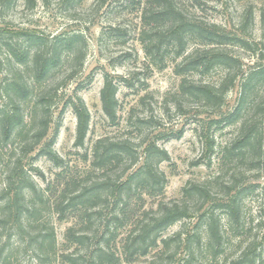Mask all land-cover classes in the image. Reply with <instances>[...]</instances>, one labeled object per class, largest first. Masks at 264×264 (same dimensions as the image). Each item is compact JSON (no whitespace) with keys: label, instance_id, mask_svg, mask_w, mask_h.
Here are the masks:
<instances>
[{"label":"trees","instance_id":"1","mask_svg":"<svg viewBox=\"0 0 264 264\" xmlns=\"http://www.w3.org/2000/svg\"><path fill=\"white\" fill-rule=\"evenodd\" d=\"M16 1L0 0V8H10ZM38 1L25 0V4L32 7ZM40 1L47 5L50 0ZM125 1L138 6L139 36L151 64L164 68L170 58L175 61V73L182 78L175 94L176 112L182 111L188 101L208 110L207 119L198 121L200 133L207 142L206 150L212 151L215 145V133L213 138L211 129L216 131L234 125L237 134L225 147L223 157L237 156L246 163V170L264 167V7L260 13L262 33L257 39L250 32L255 20L253 8H248L238 25L230 31L196 16L191 4L202 6L200 0ZM7 32L13 36L12 43H7L9 58L17 62L20 73L25 72V68L31 69L33 80L8 81L6 88L10 91H7L10 107L0 104V142L3 141L11 151L10 158L5 161L0 150V168L6 178L3 222L14 221L18 232L25 236L32 233L34 224L39 222L37 216L45 211L46 206L60 221L74 218V223L66 228L64 234V249L60 255L62 264H120L122 257L111 243L120 228L129 223L132 228L124 245L125 262L128 264H138V257L149 256L154 250H157V255H152L147 263L142 264H172L174 259L181 258V250L184 251V259H179L176 264H196L204 250L212 251L213 258L220 256L228 238L215 211L200 216L198 222L204 224L203 233L197 229L186 237H183V232H177L174 237L161 238L168 227L195 216L190 200L195 196L199 200H208L211 190L206 182H193L184 187L182 202L159 198L165 193L167 183L159 163L169 161L170 156L165 148L158 145L157 139L149 135L138 145L130 137H100L94 141L91 151L86 150L83 154L86 163L89 162L84 168L64 163L48 142L57 112L61 116L71 106L77 117L74 145L85 147L90 111L81 96L61 89L84 66L85 55H74L77 67L71 68L69 77L52 81L56 78L54 70L61 63L63 47H73L82 35L68 36L47 51L45 38L31 28L8 29ZM15 38L22 44L14 42ZM241 52H248L253 64L245 63L246 57ZM215 71L221 72L220 77L208 79L207 76ZM194 75L201 79H192ZM51 81L53 83L50 84ZM236 88L239 92L235 104L225 109L228 94ZM33 91H36L34 109L26 119L16 96L20 99L19 96L26 97ZM117 94V82L106 73L101 104L112 124H117L119 118ZM138 120L141 123L147 121L146 118ZM180 136L182 131L173 129L160 133L159 137ZM21 137L23 140H19ZM17 141L18 148L15 146ZM37 149L62 168L60 175L45 188L39 185L25 163L26 157ZM125 162L127 165L121 169ZM241 182L237 180L228 185V198L218 202L216 207L225 209L237 227L242 220V198L256 191L264 193L263 185ZM145 196L159 200L155 201L156 205L149 204L148 207L145 206ZM104 218L106 230L101 233L96 222ZM33 236L30 240L37 243L35 250L40 259L57 256L58 240L54 226ZM203 239L206 248L201 246ZM175 240L177 244L172 249ZM74 245L76 247L72 249ZM8 256L9 253L5 259ZM230 264H264V232Z\"/></svg>","mask_w":264,"mask_h":264},{"label":"rangeland","instance_id":"2","mask_svg":"<svg viewBox=\"0 0 264 264\" xmlns=\"http://www.w3.org/2000/svg\"><path fill=\"white\" fill-rule=\"evenodd\" d=\"M200 2L202 6L191 4V9L196 16L210 23L224 26L230 31L238 25L244 12L248 8H253L255 20L251 25V36L257 39L261 36L260 13L264 7V0H200ZM140 26L138 6L129 4L125 0H76L74 2L50 0L47 5H43L39 0L38 4L32 7H27L25 0H17L10 8H0V104L10 107L6 88L8 81L33 80L31 69L25 68L26 71L20 73L17 62L9 58L7 54V43H12L10 41L13 38L7 32L8 29L22 27L33 29L45 38L47 51H51L55 43L68 36L81 34L82 38L73 47H63L61 63L54 70L53 74L56 78L52 81L69 77L71 68L77 63V60L73 59L74 55L75 57L85 55L84 66L77 70L67 82L68 85L63 84L61 89L84 99L91 115L90 129L85 147L77 148L74 145L77 117L73 108L67 107L61 116L57 112L47 137L48 142L53 145V150L64 160V163L69 162V165L84 168L89 165V162L86 163L83 154L86 150L91 151L94 141L100 137H130L138 145L149 135L157 139L158 145L165 148L170 156L169 161L159 163L160 169L167 177L165 193L159 198L182 202L184 187L193 182H206L211 190V197L208 200H199L196 196L190 200L195 216L180 220L168 227L161 238L174 237L177 232H183V237H186V234H192L197 229L203 233L204 224L198 222L200 216L215 211L221 219L223 232L228 238L224 252L213 258L212 251L204 250L201 260L196 264H230L251 241L259 238L264 232V193L262 190L256 191L242 198V220L239 227L229 218L225 209L216 208L217 203L228 198L226 187L237 180L264 186V167L246 170V163L237 156L223 157L225 147L237 134V127L234 125L219 128L216 131L214 128L211 129L213 138L215 133L213 139L215 145L212 151L206 150L207 142L200 133L198 121L200 118L207 119L208 110L188 101L185 102L182 111L176 112L175 94L181 85L182 78L175 73V61L170 58L164 68L151 64L142 47L139 36ZM17 39L13 41L22 44V41ZM241 53L246 57L245 63L253 64L254 60L248 58V52ZM106 73L112 75L118 84L117 124L110 122L101 104V89ZM220 75V71H215L207 78L216 80ZM192 79L200 80L201 78L194 75ZM52 81L50 84L53 83ZM238 92L236 88L228 94L225 109L235 104ZM19 97L20 99L16 96V99L21 105V113L28 119L34 109L36 91L26 97ZM140 118H146L147 121L141 123L138 120ZM173 129L175 132L182 131V136L159 137L160 133ZM18 141L16 148L19 147ZM9 149L3 141L0 142L1 154L5 161L10 158ZM25 163L42 188L60 175L62 170L61 166H57L48 156L40 154L38 149L26 157ZM126 165V162L123 163L120 166L121 169H124ZM5 181L4 170L0 168V264H62L60 255L64 249V234L66 228L74 223V218L60 221L53 210L46 206L45 211L37 216L39 222L34 224L32 233L21 236L14 221L3 222V205L6 200L3 192ZM238 184L240 185L239 182ZM145 197L147 203L145 206L148 205V207L151 204L156 205L155 201L159 200V198ZM96 223L101 233L106 230L105 218ZM51 226H54L56 231L58 254L52 259H40L35 250L37 243L30 239L42 229ZM131 228L130 223L121 227L111 243L122 257L120 264H128L125 262L127 256L124 245ZM176 244V240L172 242V249ZM201 246L206 248L205 239L201 241ZM75 247L76 245L72 249ZM81 252L83 251H79ZM183 252L181 250L182 255H179L181 258L174 259L172 264H176L179 259H184ZM8 253L9 256L5 259ZM152 255H157V250L149 256L138 257L136 263H147Z\"/></svg>","mask_w":264,"mask_h":264}]
</instances>
